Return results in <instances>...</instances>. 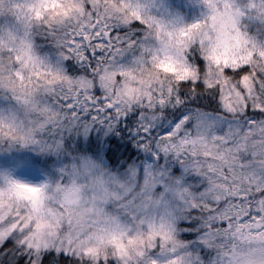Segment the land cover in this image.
I'll list each match as a JSON object with an SVG mask.
<instances>
[{
  "label": "clouds",
  "instance_id": "1",
  "mask_svg": "<svg viewBox=\"0 0 264 264\" xmlns=\"http://www.w3.org/2000/svg\"><path fill=\"white\" fill-rule=\"evenodd\" d=\"M0 264H264V0H0Z\"/></svg>",
  "mask_w": 264,
  "mask_h": 264
}]
</instances>
